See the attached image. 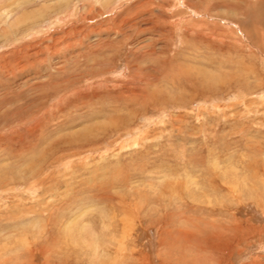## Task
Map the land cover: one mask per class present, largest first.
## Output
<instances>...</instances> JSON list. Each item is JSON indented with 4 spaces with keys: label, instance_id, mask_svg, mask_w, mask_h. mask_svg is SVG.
Listing matches in <instances>:
<instances>
[{
    "label": "rangeland",
    "instance_id": "1",
    "mask_svg": "<svg viewBox=\"0 0 264 264\" xmlns=\"http://www.w3.org/2000/svg\"><path fill=\"white\" fill-rule=\"evenodd\" d=\"M260 1L0 0V264H264Z\"/></svg>",
    "mask_w": 264,
    "mask_h": 264
},
{
    "label": "bare ground",
    "instance_id": "2",
    "mask_svg": "<svg viewBox=\"0 0 264 264\" xmlns=\"http://www.w3.org/2000/svg\"><path fill=\"white\" fill-rule=\"evenodd\" d=\"M256 8H257L256 10H258V8H259V13L255 14V15H258V17L254 16V19H256V20H258V22H260L259 25H258L260 27L261 24L264 23V0H261L259 5L256 6ZM260 28H263V27L261 26Z\"/></svg>",
    "mask_w": 264,
    "mask_h": 264
}]
</instances>
